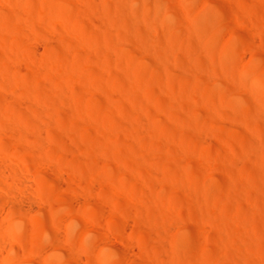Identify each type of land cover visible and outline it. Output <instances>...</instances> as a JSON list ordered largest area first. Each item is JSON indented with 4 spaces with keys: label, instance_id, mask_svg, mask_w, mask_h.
<instances>
[{
    "label": "bare ground",
    "instance_id": "obj_1",
    "mask_svg": "<svg viewBox=\"0 0 264 264\" xmlns=\"http://www.w3.org/2000/svg\"><path fill=\"white\" fill-rule=\"evenodd\" d=\"M223 1L232 14L240 18L237 20L241 21L239 24L250 23L248 28L252 33L249 35L254 37V28H251H256L259 24L255 10L248 4H240L235 0ZM76 3L81 8L91 7L93 15L98 13V0H76ZM131 12L129 10L130 14ZM93 15L90 24L103 28L104 24ZM36 20L43 23L45 31L35 24ZM204 22L208 25L209 21ZM260 26L257 28L262 31ZM10 28L21 35L12 44H8V38L12 39V36L4 32ZM59 31L62 33L59 34ZM109 34L112 35V32L107 37L111 36ZM259 35L253 40L259 38ZM136 39L140 46L145 44L142 43L144 41L141 36ZM108 44L106 41L99 43L83 33L74 24L72 15L58 7L54 0H0V49L6 53H0V91L8 102H14V93L20 95L17 98L19 103L13 105L11 102V108L0 100V264H191L177 261L174 253L159 254L156 251L157 248L169 249L168 236L180 227L177 221L180 211L173 202L163 197H154V193L163 188H160L161 185L170 183L186 193L193 205L200 200L187 185L168 178L151 163L153 151L151 152L144 138L143 132L147 131L145 122L136 121L140 117L136 111L140 113V108L138 110L134 107L135 115L130 113L133 115L130 116L118 104L117 107L111 104L118 93L116 82L108 80L106 89L98 86L99 92L104 93L101 95L107 101L106 106L114 108L122 118L118 116L125 134L133 137V142H129L132 144L127 143V148L135 163L145 164L146 174L137 165L114 152L120 146L115 130L109 125L111 117L107 118L93 108L83 112L74 97L71 104L68 102L67 89L74 87L72 79L77 76L84 78L78 73L77 66L70 62L69 56L77 51L76 48H80L85 55H96L99 59H104L103 51L108 48ZM142 48L143 51L147 50L145 46ZM71 51L73 53L70 54ZM149 51L160 61L161 53L157 47H151ZM40 54L45 57L40 58ZM163 61L162 65L167 59ZM104 64L101 66L102 76L103 71H106L103 70ZM20 65L33 67L36 77L19 80L16 73L22 71ZM102 76L98 75L93 80L86 77L85 80L95 85L96 79ZM60 78L65 81L64 84L60 83ZM41 79L43 83H47H39ZM11 83H15L17 87ZM258 83L264 86V79ZM238 96L241 98V95ZM18 104L26 108L24 113L19 108L20 105L18 108L15 106ZM54 107H59L61 112L69 115L65 118L58 116ZM129 116L138 124L129 125L133 123ZM74 118H86L94 122L95 132L105 140L95 142L88 138L77 129L79 125H75L77 122ZM192 127L194 130L198 126ZM199 128L206 130L204 125ZM202 129L197 131L198 139L207 141ZM158 138L167 148L168 134L160 131ZM92 141L96 143L95 148L90 144ZM50 142L57 144L56 149L65 153L55 151V147L49 145L52 144ZM77 151L85 157L84 160L87 157L86 167L66 158L67 153L73 152L70 154L75 155L78 154ZM177 151L178 153L170 150L171 158L176 160V156L180 161V154L183 155L186 149L179 145ZM199 157L204 170L213 172L217 158L202 153ZM110 161L114 166H111ZM124 175L137 181L138 188H126L118 179ZM53 187L59 191L64 190L63 194L61 192L63 196L59 197V192L56 195L57 191ZM201 201L209 203V198L204 194ZM198 203L197 205H201ZM46 210L50 215L46 219L53 226L49 227L51 230L53 228L51 233L49 228L33 224L34 215L40 213L41 216ZM196 211H199L198 207ZM201 211L202 209L193 213L189 220L202 237L212 223L207 211ZM111 213L117 214L119 218L113 219ZM221 218L224 225L218 227L220 237L215 239L219 254L234 260V264H264L260 254L247 249L242 251L243 242L237 234V227L223 216ZM21 231L26 232L28 238L22 237ZM202 238L203 242L204 237ZM155 241L158 243L157 247L152 245ZM186 242L187 250H196L193 242ZM90 254L96 258L90 257ZM213 257L195 252L192 264H218Z\"/></svg>",
    "mask_w": 264,
    "mask_h": 264
},
{
    "label": "rangeland",
    "instance_id": "obj_2",
    "mask_svg": "<svg viewBox=\"0 0 264 264\" xmlns=\"http://www.w3.org/2000/svg\"><path fill=\"white\" fill-rule=\"evenodd\" d=\"M54 1L58 7L72 15L74 24L83 33L99 43L104 41L109 43V49L103 51L104 59H99L96 55H85L80 48H76L77 51L74 49L75 53L70 52L73 53L69 54L70 62L77 66L78 73L84 78L77 76L72 79L74 87L67 89L69 104L75 98L83 112L93 108L107 118L111 117L109 125L115 130L120 146V149L114 152L137 165L140 171L146 174L145 164L137 161L135 163L133 155L127 148V143L133 142V137L125 134L120 125L119 113L114 108L106 106L107 101L104 95H101L104 93L98 89V86L106 89L108 80L116 82L118 93L111 104L116 107L118 104L130 116L135 115L136 109L140 108V113L136 111L140 117L135 119L140 123L145 122L147 131L143 134L149 149L153 151L151 163L168 178L187 185L200 200L197 203L201 205L197 203L193 205L186 193L170 183L161 185L160 188H163L155 192L156 196L154 193V197H163L173 202L180 211L177 220L180 229L168 236L169 249L157 248V253H174L177 261L192 264L194 253L198 252L214 256L218 264H234V260L219 254L215 241L220 237L218 227L224 225L221 218L223 216L237 227V234L244 243L242 251L247 249L249 252L260 254L264 259V86L258 83L264 79V0H235L240 4H248L255 10L258 25L262 28V31L257 28L258 25L257 30L255 27L251 28H254V37L261 33V36L259 35L261 39L256 37V40L249 35L252 31L248 28L250 23L239 24L241 21L237 20L240 18L232 14L223 0H98V13L94 15L91 7L81 8L76 0ZM92 15H96L105 27L90 24ZM206 19L209 21L208 25L204 24ZM35 24L43 31L46 30L41 21L36 20ZM4 32L12 36V39L8 38L10 39L7 40L8 44L20 39L21 35L11 28ZM109 32H112V35L109 34L111 36L107 37ZM61 33L59 31V34ZM139 36L144 41L142 43H145L142 46L147 50L143 51L137 42L136 38ZM151 47H157L160 51V61L149 51ZM0 53L6 55L1 49ZM43 55L40 54L39 57ZM164 57L167 59L166 62L162 60ZM100 60L105 64L100 63ZM162 61L165 62L164 65ZM102 64L103 70H108L103 71L104 74L107 73L103 74L104 77L101 75ZM20 67L22 71L16 73L19 80L36 77L33 67L29 65ZM98 75L102 78L96 79V86L85 80L86 77L93 80ZM39 81L43 83L42 79ZM59 81L62 84L65 82L62 78ZM45 83L47 82L44 81L43 84ZM11 85L17 87L15 83ZM236 92H239L241 98ZM13 95L15 99L13 98L14 102H11L14 105L19 103L17 98L20 95L17 93ZM3 98L0 91L1 103L11 108V102ZM19 105L15 106L18 108ZM19 108L23 113L26 111L24 106L20 105ZM58 108L54 107L58 116L62 115L65 118L69 115L61 112L60 108V111L57 110ZM130 116L129 120L132 119ZM126 120L129 121L127 118ZM131 121L133 123L129 125L138 124L133 119ZM75 122H77L75 125H79L76 126L77 129L88 138L95 142L99 139L105 140L97 135L94 122L91 120L77 118ZM199 124L205 126L206 130L202 129L204 127L201 129L209 142L198 139L197 131L201 130ZM193 125L198 126V129L193 130ZM160 131L168 134L167 148L158 138ZM90 144L96 147L93 141ZM49 145L55 147V151L59 150L56 149L57 144ZM179 145H182L186 152L180 154V161L175 156L177 161L174 157L171 158L170 150L178 153ZM59 152L65 153L61 150ZM77 152L78 154L74 152L75 155H71L73 152L67 153L66 158L81 167H86L87 157L84 160V156ZM200 153L217 158L212 174L204 170ZM118 179L130 190L138 188V182L130 177L124 175ZM56 191L55 194L59 192L58 196L61 197L64 190ZM204 194L209 198L210 204L205 201L202 203ZM197 207L199 211L202 209V213L207 211L212 223L207 231L204 230L206 233L203 232V242L201 241L203 238L189 220L193 213L199 212L196 211ZM44 212L41 216L40 213L36 214L39 215L37 218L34 215L33 224L48 229L51 226L46 219L49 211ZM111 217L119 218L115 213H111ZM49 229L51 233L53 228ZM140 232L145 234L144 231ZM20 234L28 238L26 232L21 231ZM186 240L193 242L195 251L185 248L188 242ZM153 244L154 247L158 246L156 241L152 242ZM89 256L96 258L91 254Z\"/></svg>",
    "mask_w": 264,
    "mask_h": 264
}]
</instances>
